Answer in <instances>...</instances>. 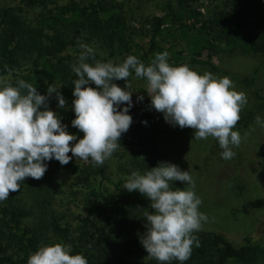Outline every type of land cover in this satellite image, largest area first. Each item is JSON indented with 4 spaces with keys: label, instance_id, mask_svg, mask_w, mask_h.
<instances>
[{
    "label": "trees",
    "instance_id": "obj_1",
    "mask_svg": "<svg viewBox=\"0 0 264 264\" xmlns=\"http://www.w3.org/2000/svg\"><path fill=\"white\" fill-rule=\"evenodd\" d=\"M189 1L175 0L179 8L187 6ZM211 1L219 3L199 26L192 27L194 35L181 36L193 48L188 60L175 65L200 64L210 72L228 76L248 89L250 98L259 102L258 108H264V82L260 72L264 65V0ZM120 5L119 0H16L5 3L0 7V78L10 80L13 85L23 79L45 96H48L49 85L61 86L59 92L65 99V107L58 104L54 112L67 126L68 132L79 136L81 131L71 123L75 119L73 90L77 79L72 65L78 63L82 51L80 45L85 43H98L105 54L95 51V59L103 62L111 60L119 64L118 59L124 60L132 55L134 37L120 13ZM172 12L170 16L165 13L149 19L152 30L149 52L142 57L145 65L155 58V50L159 49L155 37L161 35L167 18L176 23ZM180 30L185 33L183 27ZM202 50L207 51L204 59L200 57ZM220 51L258 54L263 60L251 71L241 73L212 60L213 53ZM51 95L57 97L55 92ZM49 101L54 102V99H48V108ZM124 105L118 108L122 110ZM157 144L153 129L137 119L122 134L120 147L113 153L119 161L118 171H123L120 177L116 178L109 172V162L95 165L89 159L81 170L76 164L67 165V169L75 173L76 183L89 185L94 177L100 183L99 187L88 188L93 214L82 219L84 228L80 231L82 244L95 252L86 254L82 246L73 245V255L82 253L88 264H160L153 258H142L147 251L140 242L141 236L136 235L138 216L144 209L149 211L150 200L139 191L124 189L132 172L139 170L144 174L158 166ZM53 161H45L47 171L41 179L26 178L18 192H12L6 200L0 201V264H27L29 255L42 246L50 231L59 237L67 235V230L55 220L50 222L51 229L41 218L31 220V209L22 203L23 195L29 191L33 203L43 209L42 213L51 205L49 191H41L47 187L41 180L50 177ZM236 186L239 196L244 199L245 185L238 183ZM111 198V212L103 216V203ZM251 216L256 226L264 227V215L251 212ZM107 219L121 226L128 237L121 252L113 257L100 253V249L112 240L109 224L105 222ZM194 235L198 237L200 246H193L191 256L184 264H264V244L254 241L249 235L244 236L240 244L221 231L203 227ZM171 264L180 262L173 260Z\"/></svg>",
    "mask_w": 264,
    "mask_h": 264
},
{
    "label": "clouds",
    "instance_id": "obj_2",
    "mask_svg": "<svg viewBox=\"0 0 264 264\" xmlns=\"http://www.w3.org/2000/svg\"><path fill=\"white\" fill-rule=\"evenodd\" d=\"M80 47L78 63L72 65L77 79L73 90L75 119L71 123L84 134L78 140L66 130L58 114L47 107L48 96L54 92L59 107H65L61 86L49 85L45 96L23 79L13 85L0 78V201L18 192L26 178L41 179L47 171L45 161L56 159L67 165L75 157L103 165L111 158L120 147L122 134L132 124V92L127 89L133 71L137 78L146 80L144 89L151 105L163 113L166 122L193 129L196 140L213 137L225 160L236 155L233 148L239 147L242 138L234 129L247 95L238 91L228 76L200 74L187 64H170L166 50L156 53L148 65L135 55L116 64L96 60L88 44ZM117 80H124L125 87L114 83ZM137 99L142 101L143 96ZM121 104L126 105L122 110L118 108ZM255 120L264 126L260 116ZM174 181L188 187L173 188ZM195 187L190 172L171 162H160L144 174L136 170L127 178L124 189L139 191L150 200L153 211L144 213L146 231L140 242L148 256L160 264H171L173 260L184 264L193 246H200L194 233L202 230L207 216L199 211L202 200ZM27 264H88V260L82 253L73 255L70 244L56 242L40 246L29 255Z\"/></svg>",
    "mask_w": 264,
    "mask_h": 264
},
{
    "label": "rangeland",
    "instance_id": "obj_3",
    "mask_svg": "<svg viewBox=\"0 0 264 264\" xmlns=\"http://www.w3.org/2000/svg\"><path fill=\"white\" fill-rule=\"evenodd\" d=\"M14 1L16 0H0V7L5 3ZM119 1L121 4L120 13L125 17L126 26L134 37L131 53L140 61L146 55L145 52H149L150 31L152 30L149 19L152 16H163L165 13L170 16L171 11H173L172 16H174L176 23L170 22V18H167L168 21L162 25L161 35L155 37L156 44L159 47L155 50V54L165 50L168 51L170 54L168 60L173 65L188 60L189 52L193 48L192 44H186L185 39L181 36H193L192 27L199 26L219 3L211 0H191L187 6L179 8L175 0ZM182 27L185 33L180 30ZM168 32L172 35H169ZM89 46L94 51L102 55L105 54L98 43H91ZM200 55L202 59L206 58L207 51L202 50ZM148 56H150V53ZM118 60L120 63L123 62L122 59ZM212 60L232 70L247 73L256 64L260 63L263 57L252 53L236 54L220 51L213 53ZM189 66L200 74L210 72L200 64ZM260 72L264 82V65L261 67ZM213 74L222 77L220 74ZM128 83L131 87L127 90L132 92V106L129 109L132 124L140 119L144 123L146 122L148 128L153 129L158 138L159 163L171 162L178 165L182 170L190 172L196 185V195L202 200L199 211L207 216V221L203 222V228L221 231L236 244H240L246 235L251 236L254 241L264 244V227L256 226L251 216V212L264 215V126L257 124L255 120L257 116H260L261 120L264 121V108H258L259 102L250 98L248 89L234 82L238 91L246 93L247 104L241 111V119L234 129L241 134V144L239 147L233 148L236 155L231 160H225L221 157L223 150L213 137L196 140L193 138V129L173 126L165 121L163 113L156 111L151 105V98L144 89L147 83L146 80L137 78L133 71L128 78ZM117 84L124 88L126 82L122 80ZM139 96H143L142 101L137 99ZM48 99H54V102L49 101V108L55 111L59 104L57 97L51 95L48 96ZM83 135V132H81L77 136V140L82 138ZM72 143L74 144L75 141ZM69 155L72 154L69 153ZM85 162L72 157L68 164H76L79 167L78 170H81L85 167ZM105 162H109V172L116 178L120 177L123 171H118L119 161H117V158L112 155ZM52 164L53 170L50 177H44L41 180L42 183L47 184L46 189H41V191L44 193L49 191L51 196L49 199L51 205L46 207V211L42 213L43 209H39L33 203L29 191L23 195L22 199V203L32 211V215L29 217L31 220L41 218L40 220L48 226L51 220H55L59 226L67 230V235L62 237L50 231L47 234L48 238L42 245L61 242L71 246H82V251L86 254L95 252V250H88L82 244L80 231L84 228L82 219L93 214L91 208L92 198H89L90 190L88 188L99 187V179L92 178L89 185L78 184L74 179L75 173L67 169L68 164L61 165L56 159ZM238 183L245 185L244 199L238 194L236 186ZM172 187L186 188L188 185L180 181H174ZM113 198L109 199V202L103 203L105 208L103 216H107L111 212ZM147 207L149 212L153 211L150 203ZM145 212L146 209L138 216L140 220L139 227L136 230L137 236H142L146 231V218L143 217ZM105 222L109 224L108 231L112 235V240L103 249H100V253L103 256L113 257L121 252L122 245L128 237L124 234L121 226L113 224L109 219ZM49 229H51L50 226ZM142 258L148 259L151 257L146 253Z\"/></svg>",
    "mask_w": 264,
    "mask_h": 264
}]
</instances>
